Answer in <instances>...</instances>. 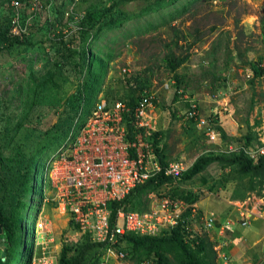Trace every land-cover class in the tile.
<instances>
[{
    "label": "rangeland",
    "instance_id": "obj_1",
    "mask_svg": "<svg viewBox=\"0 0 264 264\" xmlns=\"http://www.w3.org/2000/svg\"><path fill=\"white\" fill-rule=\"evenodd\" d=\"M20 1V24L28 29L23 33L11 27L10 33L31 37L34 47L25 52L18 49L0 53V132L10 117L15 122L21 114L31 74L44 73L52 55L54 61L53 43L71 42L76 37L77 44L71 42L70 47L78 49L89 12L100 15L117 0ZM152 2L136 0L121 5L112 16L122 11L138 15ZM189 2V11L171 23L167 21L168 25L159 26L173 8L135 18L95 41L96 55H112L99 99L107 90L115 91L118 98L129 93L121 82L127 77L121 69L128 67L132 74L141 75L142 84L158 101L151 115L155 128L163 133L160 144L170 162H180L189 169L200 156L230 155L231 148L253 157L264 149V76L255 77L249 63L264 60V0H182L177 8ZM10 11L14 13L11 0H0V17ZM169 53L190 55L177 71L186 76L187 82L184 96L177 100L176 79L164 62ZM64 72L68 82L60 95L72 98L80 88L83 74L69 62L64 64ZM190 102L197 105L198 119L209 121L213 131L221 134V141H211L198 121H190ZM31 121L46 130L57 123L58 114L52 106H40L31 115ZM250 130L255 139L248 148L243 143ZM228 171L214 163L193 180L179 185L181 191L200 196L194 204L183 200L188 206L184 213L188 232L213 237L211 241L216 244L217 236L204 228L205 219L214 218L218 225H224L225 238L229 240L223 251H216L218 264H225L223 254L228 258L227 264H264V187L249 192L247 180L228 175ZM44 175L42 168L40 185ZM177 184L163 187L162 192L168 193ZM46 185L44 197L38 191L31 201L34 206L26 228V248H32V264H59L63 245L77 244L86 233L76 222L77 229L70 227V211L63 210L56 194ZM236 190L239 194L246 191V199H236ZM150 198L152 207L158 198L156 194ZM115 243L113 239L104 249V263L138 264Z\"/></svg>",
    "mask_w": 264,
    "mask_h": 264
},
{
    "label": "trees",
    "instance_id": "obj_2",
    "mask_svg": "<svg viewBox=\"0 0 264 264\" xmlns=\"http://www.w3.org/2000/svg\"><path fill=\"white\" fill-rule=\"evenodd\" d=\"M134 1L136 0L114 1L108 8L102 10L100 15L90 11L84 30L80 33L82 46L77 45L78 49L70 47L71 42L77 44L76 37L71 42L53 43L54 61L51 60L54 57L52 55V58L48 59L44 73L31 74L30 82L25 90V98L22 101L21 114L15 122H12L13 119L10 117L7 125L0 132V226L2 228L0 264H32V248H26L28 244L26 228L34 206L31 201L36 199L35 195L38 191L41 197H44L46 184L52 191L46 176L50 157L67 144L71 134L73 137L79 134L99 101V96L104 91L112 55L107 57L96 55L93 51L95 41L101 35L119 29L135 18H142L153 13L158 14L173 8L167 14L168 19L163 20L159 26L168 25L167 21L171 23L177 20L189 11L192 4L189 2L178 9L177 4L182 0H154L138 15H130L122 11L112 16V12L120 10L121 5ZM13 15V11H10L0 17V53L18 49L25 52L34 47L31 37L13 36L10 33ZM262 20L264 23V18ZM151 28L154 27L151 25ZM191 46L192 44L189 48ZM189 59L188 53L181 56L169 53L164 59L166 67L176 79L175 100L183 97L186 92V76L177 71ZM67 62L73 63L75 69L83 74L80 88L72 98L60 95L61 92L63 93L65 83L68 82L64 72V64ZM249 66L255 77L264 76L263 59L250 62ZM142 81L144 80L140 74L131 73L121 81L125 88H128L129 93L125 97L118 98L115 91L107 90L103 98L109 104L117 100L124 101L134 109L143 97L144 91H150L142 84L144 83ZM154 104L158 105L156 99H154ZM47 105L56 109L58 121L46 130H42L32 123L31 115L37 107ZM173 117H176L175 113ZM190 121L195 122L193 118H190ZM210 121L212 123L213 120ZM126 126L129 130H133L130 119L126 120ZM218 130L223 132L220 127ZM162 134L161 131L154 132L150 136V142L165 167L170 163V159L166 154V149L160 144ZM244 138L243 144L249 148L255 139V133L250 130ZM257 155L254 159L242 151L231 152L230 155L204 154L197 158L178 180L163 174L153 177L133 189L122 201H112L107 204L111 215L110 225L112 227L115 225L117 212L120 209L138 213L150 211L152 194H156L158 199L169 195L173 199H182L189 204L196 203L200 198L199 194L181 191L179 185L193 180L214 163L219 164L224 172L229 170L226 174H234L240 180H247L249 192L255 191L256 187L262 189L264 187V154ZM42 168L45 169V175L40 185L39 176ZM174 182L178 183V186L173 187L168 193L162 192L163 187L172 186ZM235 198L246 199V191L239 194L236 190ZM69 225L71 228H78L73 216ZM187 225L186 221H182L173 229L166 230L157 236H142L135 233L118 235L115 238V244L121 246L127 255H130V258L138 264L145 261L152 264H218L213 241L207 236L200 237L189 233ZM110 244L111 242H95L89 233H85L77 244L63 245L59 264H102V254Z\"/></svg>",
    "mask_w": 264,
    "mask_h": 264
},
{
    "label": "built area",
    "instance_id": "obj_3",
    "mask_svg": "<svg viewBox=\"0 0 264 264\" xmlns=\"http://www.w3.org/2000/svg\"><path fill=\"white\" fill-rule=\"evenodd\" d=\"M11 2L14 8L12 27L24 33L28 27L23 29L20 24L21 1ZM131 73L128 67L121 69L124 77ZM154 99V95L145 90L132 109L124 101L109 104L105 98H100L79 134L76 137L71 134L67 144L47 163L46 176L61 207L70 211L75 222L95 242H111L126 233L157 236L186 221L184 213L188 206L185 202L164 195L146 213L118 210L115 225H110L109 202L122 201L133 189L153 177L163 174L178 180L187 170L180 162H170L164 167L150 142V136L157 131L151 115ZM190 107L189 117L198 121V126L211 141H221V134L213 131L209 121L198 119L197 105L190 102ZM128 119L133 130L126 126ZM261 149L257 154H264ZM236 151L230 149V152ZM204 228L210 234L212 231L218 233L222 242L214 248L219 253L223 251L227 245L224 225H218L214 218H206ZM222 257L227 264V256L223 254Z\"/></svg>",
    "mask_w": 264,
    "mask_h": 264
},
{
    "label": "crops",
    "instance_id": "obj_4",
    "mask_svg": "<svg viewBox=\"0 0 264 264\" xmlns=\"http://www.w3.org/2000/svg\"><path fill=\"white\" fill-rule=\"evenodd\" d=\"M211 234H214V235L217 236V240L214 241L216 244L219 243V242H222V239L219 237V235H218V233L216 231H212ZM211 239L213 240V237H211ZM226 241H227V245H228L229 244V240L227 238H226ZM223 249H225V246H224Z\"/></svg>",
    "mask_w": 264,
    "mask_h": 264
},
{
    "label": "water",
    "instance_id": "obj_5",
    "mask_svg": "<svg viewBox=\"0 0 264 264\" xmlns=\"http://www.w3.org/2000/svg\"><path fill=\"white\" fill-rule=\"evenodd\" d=\"M2 233V228H1V226H0V234Z\"/></svg>",
    "mask_w": 264,
    "mask_h": 264
}]
</instances>
